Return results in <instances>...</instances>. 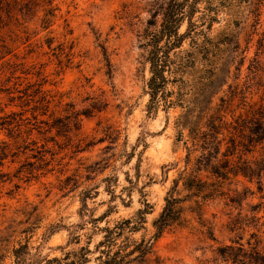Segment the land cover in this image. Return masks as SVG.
Returning a JSON list of instances; mask_svg holds the SVG:
<instances>
[{"label":"rangeland","instance_id":"1","mask_svg":"<svg viewBox=\"0 0 264 264\" xmlns=\"http://www.w3.org/2000/svg\"><path fill=\"white\" fill-rule=\"evenodd\" d=\"M24 1L0 10V117L15 112L21 123V133L0 124V264H12L19 242L49 257L93 249L101 234L89 218L111 206L97 225L142 209L134 238L148 239L166 197L176 199V219L143 262L128 264H233L218 249L247 242L264 254V175L242 173L264 153L250 132L264 79L248 69L264 50V3L253 25L242 0H198L190 37L175 50L187 61L182 81L168 85L189 108L148 114L149 34L172 0ZM186 112L190 128L179 127Z\"/></svg>","mask_w":264,"mask_h":264},{"label":"trees","instance_id":"2","mask_svg":"<svg viewBox=\"0 0 264 264\" xmlns=\"http://www.w3.org/2000/svg\"><path fill=\"white\" fill-rule=\"evenodd\" d=\"M198 0L192 4H188V0H172L170 4L167 5L163 18L160 23L159 29L152 31L149 34V51L147 55V62L149 64L150 76L146 81V93L149 95V100L147 104L148 114L157 109V107L162 104L165 108L180 106L182 108H189V106L184 105V95H178L172 97L173 91L168 89L170 83H175L182 81L181 72L186 66V59L181 55L175 53L176 49H179L183 41L189 38L193 23L191 22V16L197 11ZM247 3L248 16H251L253 20V25H258L260 23V18L262 15V6L264 0H242ZM24 6V0H0V10L11 14V8L13 5ZM187 20L188 25L185 32L180 33L179 28L181 23ZM249 43V41H247ZM260 46L263 45V39L259 43ZM212 45L203 44L202 48L208 56H215V50H211ZM247 48L245 49L246 52ZM260 50V48L258 49ZM264 50H262L263 52ZM260 51H256L254 56L250 59L249 70L254 77H259V79H264V58L261 57ZM213 69L217 68L216 63H211ZM264 89V84L262 85ZM38 92L44 93L42 89H38ZM264 92V91H263ZM44 99V96H41ZM262 98L261 100H263ZM42 100V99H41ZM41 106H44L43 104ZM260 118L257 120V129L250 130L251 134L256 137L257 142L264 145V107L262 106L260 111ZM14 116V117H13ZM16 113L10 112L9 114L0 117L1 125L18 127L16 129L17 133L20 132L21 123L15 118ZM34 123H31L37 128L41 121L38 120L37 113H33ZM189 118V112L178 117L177 125L179 127L190 125L187 121ZM250 120H252L250 118ZM18 122V123H17ZM251 122V121H250ZM194 141L197 140L195 137ZM264 155V153H263ZM261 155L257 169H249L248 174L242 173L250 178L256 177L257 179L264 175V157ZM1 165V164H0ZM257 170V171H256ZM4 176V173H0ZM259 182V181H258ZM259 191H262V185H258ZM110 192V191H109ZM89 188L82 192L80 199L81 206L79 208V215L84 217V211L88 209L87 198L89 196ZM114 196V194L112 195ZM112 206L108 207L98 217L89 218L90 223H93V228L98 229L101 234V238L94 245L93 249L89 248V245L82 246L78 250L66 251L62 256L49 257L48 255H42L39 247L34 248L32 251L28 245V242H19L17 246L13 247L10 251V256L12 258V264H128L132 261L143 262L146 257L151 254L153 250L154 242L162 234L164 229L173 222L178 215V207L176 205V199L173 197H166L164 206L154 220V233L153 235L145 239L144 237L140 239L134 238V234L144 228L146 222L145 214L146 211L138 209L134 215L131 217L120 218L115 220L111 225L106 222L105 225L99 226L97 222L105 220V218L111 213ZM86 221V220H85ZM78 227V226H74ZM73 228V227H71ZM82 228H84V223H82ZM52 229L49 233L54 232ZM75 240L78 239L76 233ZM44 238V237H43ZM44 240V239H43ZM249 249H245L243 244L240 247H234L232 245H225L218 249V253L226 261H230L233 264H264V254L259 251L257 245L251 246L250 242H247ZM259 243V241L257 242ZM64 249V247H60ZM95 254L92 258L90 255ZM93 261V262H91Z\"/></svg>","mask_w":264,"mask_h":264}]
</instances>
